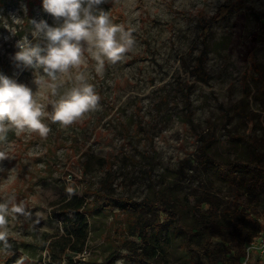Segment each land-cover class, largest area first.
Returning a JSON list of instances; mask_svg holds the SVG:
<instances>
[{
    "label": "rangeland",
    "instance_id": "374dc122",
    "mask_svg": "<svg viewBox=\"0 0 264 264\" xmlns=\"http://www.w3.org/2000/svg\"><path fill=\"white\" fill-rule=\"evenodd\" d=\"M224 4L227 13L214 18ZM100 7L132 31L136 45L121 63H106L103 74L85 53L80 71L101 96L99 111L68 128L46 120L47 139L8 133L11 158L0 162V199L14 194L30 215L9 218L11 249L0 244V264L9 256L8 264H70V257L99 264L113 250L129 252L119 240L127 213L99 210L94 191L136 200L171 191L190 223L196 205L206 208L211 197L219 208L230 206L234 195L201 160L205 143L219 160L246 157L248 141L264 153V0H106ZM33 20L54 23L43 0H0V74L35 92L33 71L12 59L17 41L35 42ZM200 55L206 78L195 73ZM71 86L65 80L60 92ZM37 99L51 111L55 97L47 90L39 89ZM74 195L93 209L69 219L61 204ZM172 227L163 222L157 235L161 264H198ZM71 247L82 250L73 254ZM211 249L228 248L214 239ZM113 264L139 263L120 257ZM249 264H264V257Z\"/></svg>",
    "mask_w": 264,
    "mask_h": 264
},
{
    "label": "clouds",
    "instance_id": "9594fccd",
    "mask_svg": "<svg viewBox=\"0 0 264 264\" xmlns=\"http://www.w3.org/2000/svg\"><path fill=\"white\" fill-rule=\"evenodd\" d=\"M106 0H43V9L54 18L33 20V40L27 36L17 41L12 57L17 68L33 71L32 83L37 90L16 79L0 74V162L10 159L7 151L8 133H36L47 139L52 129L45 121L68 128L85 115L101 109V96L88 82L85 53L95 61V71L103 74L105 65L121 63L136 45L131 30L113 23L109 12L100 6ZM75 70V71H74ZM40 73L39 75H37ZM65 80L72 86L62 93ZM45 89L55 99L48 105L37 99L38 90ZM3 171V168H0ZM30 215L14 194L0 199V244L5 250L9 243L10 217Z\"/></svg>",
    "mask_w": 264,
    "mask_h": 264
},
{
    "label": "trees",
    "instance_id": "16d2710c",
    "mask_svg": "<svg viewBox=\"0 0 264 264\" xmlns=\"http://www.w3.org/2000/svg\"><path fill=\"white\" fill-rule=\"evenodd\" d=\"M228 8L225 4L221 5L213 17H223ZM202 26L206 32L208 24L203 23ZM261 39H264V34ZM194 69L198 77L206 78L203 55L198 57ZM261 86L264 89V81ZM247 144L249 155L223 160L208 155L209 144L205 143L200 148L201 160L205 166L211 168L219 179L229 185L234 195L230 206L219 208L211 197L207 200L206 208L196 205V213L190 223L182 219L185 208L183 204L173 200L171 191L158 200L150 197L136 200L129 196L94 191L99 210L117 206L127 213L126 223L121 227L126 235H121L119 240L130 250H113L99 264H113L120 257L135 260L139 264H161L156 255L159 240L157 235L163 222L173 225L172 230L181 236L184 246L191 251L192 260L196 263L241 264L245 259L246 245L253 242L264 230V210L259 209L264 204V153L258 152L253 141H248ZM61 209L63 214L73 219L85 212H91L93 207L74 195L64 199ZM214 239L227 244V251L223 254L214 253L211 249ZM43 248L51 250L49 245ZM67 249L68 245H64L62 252ZM71 250L76 254L82 247H71ZM230 250L234 251L232 255H228ZM58 258L61 259V256ZM11 259L12 256H9L5 264ZM69 260L70 264H79L73 262L71 257ZM37 264L43 263L38 261Z\"/></svg>",
    "mask_w": 264,
    "mask_h": 264
},
{
    "label": "built area",
    "instance_id": "2783aa9c",
    "mask_svg": "<svg viewBox=\"0 0 264 264\" xmlns=\"http://www.w3.org/2000/svg\"><path fill=\"white\" fill-rule=\"evenodd\" d=\"M264 257V230H262L255 240L245 247V259L241 264H249V261L255 256Z\"/></svg>",
    "mask_w": 264,
    "mask_h": 264
}]
</instances>
